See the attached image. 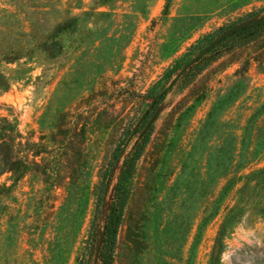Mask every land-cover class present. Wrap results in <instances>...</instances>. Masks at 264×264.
<instances>
[{
  "label": "rangeland",
  "instance_id": "rangeland-1",
  "mask_svg": "<svg viewBox=\"0 0 264 264\" xmlns=\"http://www.w3.org/2000/svg\"><path fill=\"white\" fill-rule=\"evenodd\" d=\"M263 15L264 0H0V53L23 49L0 61V121L38 153L37 175L0 198V264H93L113 151L189 60ZM261 58L264 40L222 45L151 112L106 195L108 213L132 154L110 264H264Z\"/></svg>",
  "mask_w": 264,
  "mask_h": 264
},
{
  "label": "trees",
  "instance_id": "trees-1",
  "mask_svg": "<svg viewBox=\"0 0 264 264\" xmlns=\"http://www.w3.org/2000/svg\"><path fill=\"white\" fill-rule=\"evenodd\" d=\"M67 23H71V21H68ZM65 26L66 25H63L64 28ZM262 40H264V21L231 34L229 37L224 38L221 42L217 43L207 53L199 57L194 63H192V65L188 66L187 69H185V67L190 63V61L193 58L189 60L181 69V71L178 73V75L176 76L177 78L175 77L176 80L174 81V83H172V81L175 78L171 81L172 84L170 83L169 87L165 88L164 90L153 96V100L151 103H149L147 109L137 119L135 125L127 132L126 137L123 138L122 141H120L119 145L113 151L111 155V160H112L111 164L106 168H104L99 175L100 181L97 185L94 219L96 222H99L102 225L101 231H99L98 233L99 235L98 238L102 236L103 242L99 253L98 263L100 262L102 264H110L109 251L111 245L115 243L118 230L123 222L125 210L127 208V204L129 201V192L128 189H126V182L128 180V175L131 174L133 169L134 158L132 157V154L127 155L122 161V166L115 189L113 202L110 206L109 212L105 213L106 195L109 186L111 184L114 173L117 169L118 162L125 154V151L129 146V144L145 127L151 115V112L161 102V100L164 98L168 90L178 83V81L185 74V72H187V70H189L197 62L203 60V58H205L207 55L217 50L218 47L228 44V46L233 48L235 47L247 48L253 45H257ZM48 45H49L48 46L49 49L52 50L54 49V51L56 52L58 51V47L60 46V43L57 40H53ZM205 48H203L200 52H202ZM22 50L23 49L18 48L16 50H9L0 53V61L20 59L23 56V53H21ZM257 61L261 65H264V58L257 59ZM0 85L2 86L7 85L6 77L1 72H0ZM18 138H22V136L16 129H14V126L11 125V123H9V121H7L6 119L1 120L0 121V174L2 175L4 173H12L14 179V184L12 186L7 187L6 185H0V198L2 199L4 198L5 191L10 190L15 184L23 180L25 177L35 176V174L37 175L38 172V163L36 161V157L38 156L37 151H35V149H33L34 146L31 145L29 152H27V155L23 156L22 151L20 149L21 142L17 141ZM72 172L75 171L73 170ZM257 173L264 174V168L258 171ZM41 175L48 177L47 169L41 171ZM1 218H2V213L0 215V220Z\"/></svg>",
  "mask_w": 264,
  "mask_h": 264
},
{
  "label": "water",
  "instance_id": "water-1",
  "mask_svg": "<svg viewBox=\"0 0 264 264\" xmlns=\"http://www.w3.org/2000/svg\"><path fill=\"white\" fill-rule=\"evenodd\" d=\"M263 21H264V15L260 16V17L249 18L247 20H244V21L234 25L233 27H231L230 29L226 30L224 33L219 35L216 39H214L202 52H200L196 57H194L190 61V63L185 67V69H187L188 66L192 65V63H194L199 57H201L202 55L207 53L217 43L221 42L224 38H227V37H229L231 34H233L235 32H238V31H240V30H242L244 28L250 27L252 25H256V24L261 23ZM176 78L172 81V83H174ZM101 245H102V236L99 238L97 246H96L94 264H97L99 253H100V249H101Z\"/></svg>",
  "mask_w": 264,
  "mask_h": 264
}]
</instances>
